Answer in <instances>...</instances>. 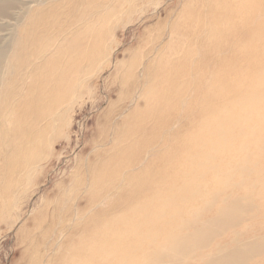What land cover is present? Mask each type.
<instances>
[{"label": "rangeland", "instance_id": "rangeland-1", "mask_svg": "<svg viewBox=\"0 0 264 264\" xmlns=\"http://www.w3.org/2000/svg\"><path fill=\"white\" fill-rule=\"evenodd\" d=\"M119 3L71 2L78 16L80 9L84 14L73 24L85 17L93 24L80 32L91 35L74 37L69 48L92 47L96 63H88L90 75L69 115L47 131L49 154L35 162L32 181H20L17 201L0 216V264H59L83 223L76 217L85 196L105 181L97 163L121 146L119 137L129 128L137 129L141 164L154 159L148 152L173 129V146L185 133L212 131L214 141L231 137V153L264 165V149L256 146L264 136V0H126L129 10L108 16ZM35 4L0 0V13L7 14H0L2 45ZM101 24L112 25L113 33L101 38V30L88 29ZM263 221L261 214L256 223Z\"/></svg>", "mask_w": 264, "mask_h": 264}, {"label": "bare ground", "instance_id": "bare-ground-1", "mask_svg": "<svg viewBox=\"0 0 264 264\" xmlns=\"http://www.w3.org/2000/svg\"><path fill=\"white\" fill-rule=\"evenodd\" d=\"M35 1L11 41L0 43V216L13 208L20 181H32L35 162L49 154L47 131L69 115L90 75L88 63H96L92 47L69 48L74 37L92 33L80 34L93 24L89 17L73 24L83 10L78 16L72 0ZM125 1L110 6L108 16L129 10ZM92 28L101 38L115 29ZM70 51L71 60L60 59ZM174 134L163 132V144L148 152L154 159L143 164L137 129L121 134V146L97 163L105 181L85 196L76 217L83 223L59 264H264V221L256 223L264 217V165L228 151L231 137L185 133L173 146ZM256 146L264 149V136ZM129 153L131 159H120Z\"/></svg>", "mask_w": 264, "mask_h": 264}]
</instances>
